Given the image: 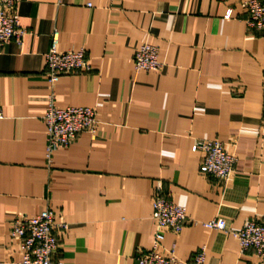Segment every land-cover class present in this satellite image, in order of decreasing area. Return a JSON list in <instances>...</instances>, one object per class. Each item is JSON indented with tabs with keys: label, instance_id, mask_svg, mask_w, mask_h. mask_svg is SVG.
Wrapping results in <instances>:
<instances>
[{
	"label": "crops",
	"instance_id": "0c3cea01",
	"mask_svg": "<svg viewBox=\"0 0 264 264\" xmlns=\"http://www.w3.org/2000/svg\"><path fill=\"white\" fill-rule=\"evenodd\" d=\"M242 1L20 0L13 13L28 34L0 47V264L22 260L15 217L47 208L70 225L60 264H138L153 247L160 188L190 219L164 250L176 244L184 262L204 248L205 264H264L231 233L203 226L264 223V34L248 28ZM55 30L58 50H85L91 67L60 78L56 105L93 108L98 126L48 164ZM144 44L159 48L160 70L136 72ZM204 140L236 157L226 184L200 171L192 147Z\"/></svg>",
	"mask_w": 264,
	"mask_h": 264
},
{
	"label": "built area",
	"instance_id": "2783aa9c",
	"mask_svg": "<svg viewBox=\"0 0 264 264\" xmlns=\"http://www.w3.org/2000/svg\"><path fill=\"white\" fill-rule=\"evenodd\" d=\"M20 0H0V47L10 42L22 45L27 31L13 13ZM248 28L264 34V0H243ZM231 18V12L226 16ZM59 32L52 36V46L47 52L46 70L50 84L48 108L44 116L47 126L46 160L51 164L54 153L74 143L81 133L95 134L97 112L89 107H66L56 105L54 87L62 76H74L91 71L85 50L61 52L58 50ZM162 68L159 48L150 44L142 45L135 54L136 72H155ZM4 114L0 108V121ZM192 151L202 154L200 171L222 183H227L237 164L235 156L229 154L219 140L199 141ZM153 221L156 227L152 249L138 255V264H205L206 253L202 248L190 262L180 260L176 255V244L164 250L163 242L167 233L179 235L190 219L185 207L176 204L170 197L157 190L153 202ZM195 223V222H193ZM205 228L231 233L243 251L254 250L264 262V223L248 222L241 230L232 231L224 218H216L203 224ZM70 225L57 222L55 212L47 208L40 215L28 217L19 214L15 217L11 237L19 243L22 260L16 264H60L55 260L61 234H67ZM61 235V236H60Z\"/></svg>",
	"mask_w": 264,
	"mask_h": 264
}]
</instances>
